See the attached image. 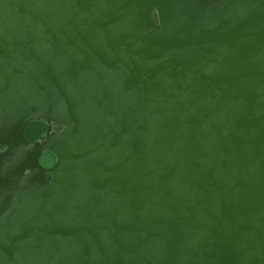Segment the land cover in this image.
Listing matches in <instances>:
<instances>
[{"label": "water", "instance_id": "water-1", "mask_svg": "<svg viewBox=\"0 0 264 264\" xmlns=\"http://www.w3.org/2000/svg\"><path fill=\"white\" fill-rule=\"evenodd\" d=\"M0 144V264H264V0H0Z\"/></svg>", "mask_w": 264, "mask_h": 264}, {"label": "flooded vegetation", "instance_id": "flooded-vegetation-1", "mask_svg": "<svg viewBox=\"0 0 264 264\" xmlns=\"http://www.w3.org/2000/svg\"><path fill=\"white\" fill-rule=\"evenodd\" d=\"M0 148H1V144H0ZM57 170H59V171H67V169H65V168H63V167H61V166H59V165H55L54 166Z\"/></svg>", "mask_w": 264, "mask_h": 264}]
</instances>
